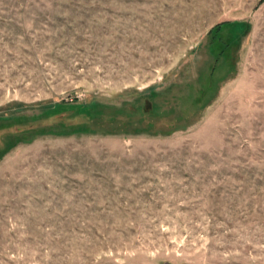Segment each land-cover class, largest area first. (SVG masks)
<instances>
[{"label": "rangeland", "instance_id": "1", "mask_svg": "<svg viewBox=\"0 0 264 264\" xmlns=\"http://www.w3.org/2000/svg\"><path fill=\"white\" fill-rule=\"evenodd\" d=\"M264 264V0H0V264Z\"/></svg>", "mask_w": 264, "mask_h": 264}, {"label": "water", "instance_id": "2", "mask_svg": "<svg viewBox=\"0 0 264 264\" xmlns=\"http://www.w3.org/2000/svg\"><path fill=\"white\" fill-rule=\"evenodd\" d=\"M164 264H170V263H167V262H166V263H164Z\"/></svg>", "mask_w": 264, "mask_h": 264}]
</instances>
